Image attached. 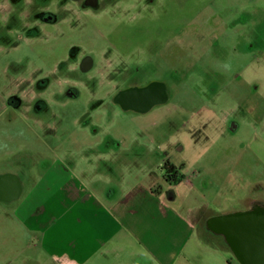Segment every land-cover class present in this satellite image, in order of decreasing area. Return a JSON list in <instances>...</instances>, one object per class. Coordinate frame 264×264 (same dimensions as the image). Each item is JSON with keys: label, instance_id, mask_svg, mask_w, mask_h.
<instances>
[{"label": "rangeland", "instance_id": "1", "mask_svg": "<svg viewBox=\"0 0 264 264\" xmlns=\"http://www.w3.org/2000/svg\"><path fill=\"white\" fill-rule=\"evenodd\" d=\"M14 1V11L0 9V106L21 98L19 90L31 80L48 76L58 90L64 84L79 89L93 84L106 102L88 105L87 90H80L78 100L57 106L55 116L39 124L1 107L0 173L16 171L17 161L29 164L28 150L46 166L57 161L49 157L50 148L65 152L71 165L81 153L89 157L81 162L90 164L98 149L119 147L131 149L139 165L159 163L153 168L160 175L163 162L174 163L176 184L185 189V180L193 183L188 205L199 206L204 216L241 209L256 194L253 180L264 179V165L253 151L240 150L235 138L213 142L212 151L208 136L223 131L249 141L256 135L264 155V0H100L101 8L108 4L103 10L76 11L63 21L54 9L66 0ZM47 6L54 23L38 19ZM209 41L216 46L208 47ZM84 55L92 68L82 73L77 66ZM68 57V70L57 69ZM141 69L166 82L167 101L135 111L107 102L123 82H136ZM92 108L91 117L83 118ZM226 161L234 167L229 170ZM237 173H244L243 180L237 181ZM15 202H0V264H14L2 219ZM198 221L201 237L195 242L205 257L218 247L213 252L220 260L237 264L218 238L202 234L205 218Z\"/></svg>", "mask_w": 264, "mask_h": 264}, {"label": "crops", "instance_id": "2", "mask_svg": "<svg viewBox=\"0 0 264 264\" xmlns=\"http://www.w3.org/2000/svg\"><path fill=\"white\" fill-rule=\"evenodd\" d=\"M0 9L14 11L15 1L3 0ZM257 138L253 156L264 165L262 140ZM48 152L57 158L53 164L44 166L28 150L29 164L17 161L16 171L0 173V180L12 178L15 186L11 197L0 199L16 201L2 219L7 226L2 238L13 243L14 264H225L226 257L222 261L213 252L218 247L205 257L195 242L201 237L198 220L205 218L208 225L218 215L207 217L199 206L188 205L190 180H185V189L166 182L153 168L159 163L139 165L131 149H98L90 164L81 153L71 165L65 152ZM165 162L176 169L169 159ZM253 186L256 194L248 200L264 201V179L253 180ZM203 232L218 238L237 264H247L223 232L210 226Z\"/></svg>", "mask_w": 264, "mask_h": 264}, {"label": "flooded vegetation", "instance_id": "3", "mask_svg": "<svg viewBox=\"0 0 264 264\" xmlns=\"http://www.w3.org/2000/svg\"><path fill=\"white\" fill-rule=\"evenodd\" d=\"M71 1V0H70ZM69 0H66L64 3L61 4V8L55 7V11L59 13L62 12L60 15V18L58 21L65 20L66 16L68 17L70 14H73L76 11H90V9L93 10H103L108 4H104L102 6L99 3L100 0H78V2H70ZM37 6V5H36ZM56 6L58 5V2L56 3ZM42 9V8H40ZM73 9V10H72ZM67 10V13L65 12ZM73 12H71V11ZM66 15V16H65ZM38 19L41 21H44L46 23H54L56 20V16L53 15L52 9H49V7L44 8V12L39 14ZM63 19V20H62ZM67 20V19H66ZM210 42V41H209ZM212 46H208L210 48H214L216 46L215 43H211ZM70 57H68L66 60H62L59 64H57V69H63L65 68V72L67 69V64L64 62H67ZM62 64V66H61ZM65 64V66H64ZM61 66V67H60ZM77 68L82 72H87L91 70V59L89 56H82L79 59ZM132 75V74H131ZM136 82H123V85L119 87L115 91V93L112 95V97L107 100V102L114 104L118 106L121 109H128V110H147L153 105L161 102H165L168 99V88L166 82L161 80L159 77L156 76H145L142 69L139 73L134 74ZM133 76H129L128 80H131ZM48 77L43 78H37L34 80H31V82L28 84V87L21 88L19 90V95L21 98H14L11 97L9 100L3 101V105L1 104L0 108L2 107V110L6 109H14V111L18 114V116H21L22 118H28L30 115L32 119L36 123H41L44 118L47 117H54L55 116V109L57 106H66L68 101H74L78 100L80 95V90H87L88 97L85 99V102L88 103V105L91 106H99L100 104L106 102V100L100 99L99 93L94 87L93 84H86L82 85L83 88H76L74 85L64 84L61 86L60 90H58V87L56 89H53V84L49 81ZM22 91H26L25 94H22ZM97 91V92H96ZM90 92L94 93L93 97L90 96ZM27 97V98H26ZM90 108V106H88ZM95 109V108H94ZM93 108L92 111H85L86 115H82L83 118L91 117V114L95 111ZM225 123H228V119L226 118ZM210 123V122H209ZM231 123V122H230ZM229 123V124H230ZM207 125H209L207 123ZM231 128H237L234 123H231ZM212 134V133H211ZM228 134L223 131H217L216 137H210L208 136V141H210V148L213 151L214 149H217L216 145L213 148V142L216 144H223L227 142L229 139H237V146L240 150H252L256 145V142H258V138L256 135H253L249 141H244L243 139L239 138L238 136H230L228 138ZM220 141V142H218ZM233 149V148H232ZM228 148L226 150H222L225 153L227 152ZM238 150V149H237ZM234 161L232 163H224L226 167L230 170L231 167H234ZM236 162V161H235ZM223 175V180H226L227 175ZM240 175V176H238ZM243 175L237 173V181L243 180ZM178 174L175 177L174 180L171 179H165L164 180L168 183H175L178 181ZM14 182L12 178H4L0 180V199L4 200L12 196L13 190H14ZM248 217L250 219H256L259 221H262L264 223V201L262 200H248L247 204L238 210L235 211H229L225 214H220L214 218H211V220L208 221V226L215 228L217 230H224L226 227L230 226L232 223L231 219L232 217ZM226 231V230H224ZM226 238V237H225ZM227 238L228 239H238V236H236L235 233L228 231L227 232ZM264 256V255H263ZM264 259V258H263ZM262 258H253L250 260V263L247 264H264Z\"/></svg>", "mask_w": 264, "mask_h": 264}, {"label": "water", "instance_id": "4", "mask_svg": "<svg viewBox=\"0 0 264 264\" xmlns=\"http://www.w3.org/2000/svg\"><path fill=\"white\" fill-rule=\"evenodd\" d=\"M232 223L228 228L219 230L224 233L227 243L236 256L245 263L253 258H264V223L248 217H232ZM233 232L238 239H228L227 232ZM264 261V259H263Z\"/></svg>", "mask_w": 264, "mask_h": 264}, {"label": "trees", "instance_id": "5", "mask_svg": "<svg viewBox=\"0 0 264 264\" xmlns=\"http://www.w3.org/2000/svg\"><path fill=\"white\" fill-rule=\"evenodd\" d=\"M162 170H163V177L165 179H171L174 180L175 177L177 176V171L176 169L169 163L165 162V164H163L162 166Z\"/></svg>", "mask_w": 264, "mask_h": 264}]
</instances>
